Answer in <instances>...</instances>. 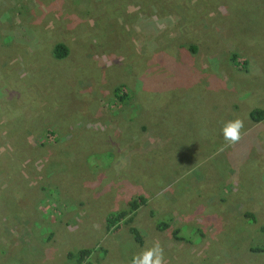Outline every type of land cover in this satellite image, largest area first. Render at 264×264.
<instances>
[{
  "label": "rangeland",
  "instance_id": "1",
  "mask_svg": "<svg viewBox=\"0 0 264 264\" xmlns=\"http://www.w3.org/2000/svg\"><path fill=\"white\" fill-rule=\"evenodd\" d=\"M164 1L171 19L153 12ZM254 109L264 0H0V264H74L80 249L91 264H140L157 243L163 264H264Z\"/></svg>",
  "mask_w": 264,
  "mask_h": 264
},
{
  "label": "trees",
  "instance_id": "2",
  "mask_svg": "<svg viewBox=\"0 0 264 264\" xmlns=\"http://www.w3.org/2000/svg\"><path fill=\"white\" fill-rule=\"evenodd\" d=\"M165 5L160 6L159 5L154 9V13L157 14L160 17L163 18H173V15L170 13V16H168V12L172 9L170 8V4H168L166 1ZM147 6V2H144ZM190 48L192 49L193 46L189 45ZM193 52V51H191ZM68 54V49L63 43H56L52 49H51V55L54 60H62L65 58ZM230 62L233 66L237 65V62L235 61V56L232 55L230 58ZM118 101H121V97H117ZM248 118L253 121V122H260L261 120L264 119V111L263 110H258L254 109L251 110L248 113ZM52 136V133L47 131L46 138H49ZM146 198L143 196H138L134 199H131L127 201L125 208L117 210L114 213H109L106 218H105V230L110 231V232H115L118 230L119 223L121 221L125 222H130L132 219V215L135 213V211L146 204ZM250 220H254L253 215L250 213L245 214ZM168 227L167 221H161L157 220L156 221V228L160 230H164ZM261 231L264 233V227H261ZM177 230L172 231V235L174 236L176 234ZM130 233L132 234V237L134 241L137 244H141V237L139 234V231H137L136 228H130ZM50 236V233L47 235V237ZM46 237V238H47ZM176 239V238H175ZM252 252L254 253H263L264 254V245L262 246H256L252 249ZM90 256H91V251L90 249H80L77 250L76 252H68L66 254V259L69 262H72L74 264H91L90 261Z\"/></svg>",
  "mask_w": 264,
  "mask_h": 264
},
{
  "label": "clouds",
  "instance_id": "3",
  "mask_svg": "<svg viewBox=\"0 0 264 264\" xmlns=\"http://www.w3.org/2000/svg\"><path fill=\"white\" fill-rule=\"evenodd\" d=\"M243 128V121L236 119L235 121H230L223 129L225 139L231 143L235 144L241 139V129ZM153 251L155 252V258L152 259ZM164 253L163 248L157 243L152 250L144 255L143 260L140 264H163ZM133 264H137V259L133 258Z\"/></svg>",
  "mask_w": 264,
  "mask_h": 264
}]
</instances>
